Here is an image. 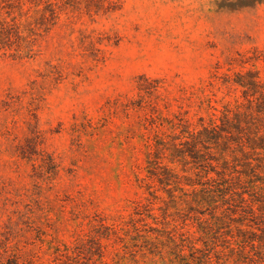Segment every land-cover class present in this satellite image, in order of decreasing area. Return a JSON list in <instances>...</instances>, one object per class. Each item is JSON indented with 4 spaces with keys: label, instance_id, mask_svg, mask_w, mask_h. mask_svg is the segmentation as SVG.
I'll return each instance as SVG.
<instances>
[{
    "label": "rangeland",
    "instance_id": "obj_1",
    "mask_svg": "<svg viewBox=\"0 0 264 264\" xmlns=\"http://www.w3.org/2000/svg\"><path fill=\"white\" fill-rule=\"evenodd\" d=\"M36 50L0 56V244L34 264H236L232 238L187 207L191 188L172 202L147 161L181 120L236 106L229 77L264 79V0H81ZM90 238L100 247L67 255Z\"/></svg>",
    "mask_w": 264,
    "mask_h": 264
},
{
    "label": "trees",
    "instance_id": "obj_2",
    "mask_svg": "<svg viewBox=\"0 0 264 264\" xmlns=\"http://www.w3.org/2000/svg\"><path fill=\"white\" fill-rule=\"evenodd\" d=\"M80 3L81 0H0V56L34 58L38 41L58 24L64 6L78 9ZM226 83L240 90L236 106L225 105L219 118L209 123L200 118L199 128H191L181 120L173 125L172 134L157 136L149 145L148 177L156 180L177 205L181 200L177 193L189 196L185 186L190 187L192 196L186 201L187 207L207 232H226L232 238L236 247L227 248L236 264H264V79L259 71L247 70L235 73ZM164 159L183 166L184 174L164 164ZM164 216V231L170 232V215L166 212ZM134 222L132 219L130 224L135 226ZM91 232L118 229L100 223ZM228 238L225 241L229 243ZM93 243V238L82 239L73 251L67 250V255L91 253ZM98 257H103L101 250ZM205 257L209 263L210 257ZM0 264L34 263L22 262L5 244H0Z\"/></svg>",
    "mask_w": 264,
    "mask_h": 264
}]
</instances>
